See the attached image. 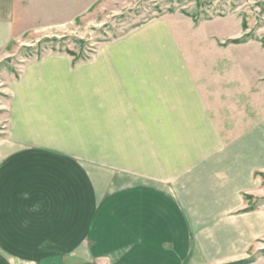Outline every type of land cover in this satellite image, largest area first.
<instances>
[{"label":"rangeland","instance_id":"1","mask_svg":"<svg viewBox=\"0 0 264 264\" xmlns=\"http://www.w3.org/2000/svg\"><path fill=\"white\" fill-rule=\"evenodd\" d=\"M16 3L15 39L6 47L10 55L0 59V101L8 98L2 90L4 72L21 75L26 65L60 58L71 64L68 78H57L66 87L61 96L69 105L86 99L100 105L114 102L112 115L106 118L99 109L94 123L86 126L92 140L81 141L89 150L98 148L99 157L84 160L97 165L96 175L108 187L104 195L128 180L143 185L145 175L151 195L152 176L157 175L158 193L170 196V184H175L196 215L210 207L212 213L226 214L229 222L233 216L264 212V0ZM102 58L111 60L114 77L103 75L107 60ZM91 63L100 71L95 81L90 71L79 69ZM125 105L132 112L129 125ZM6 117L0 104V135ZM74 117L68 118L70 138L82 128ZM200 198L210 204H201ZM194 222L203 225L201 219ZM212 223L224 228L226 222ZM184 229L180 223L182 243L176 237L174 242L161 237L159 243H148V251L163 240L169 245L163 244L168 248L156 257L142 256L144 264H160L162 258L167 264H195L183 251L198 239L208 244L214 260L209 264H264V231L247 230L242 238L253 237L250 250L219 260L220 230L192 238ZM171 245L173 254L168 252Z\"/></svg>","mask_w":264,"mask_h":264},{"label":"crops","instance_id":"2","mask_svg":"<svg viewBox=\"0 0 264 264\" xmlns=\"http://www.w3.org/2000/svg\"><path fill=\"white\" fill-rule=\"evenodd\" d=\"M16 1L0 0V59L10 55L6 47L15 39ZM208 24L203 22L202 26ZM260 48L264 49L262 42ZM106 60L103 75L111 73L114 77L113 64ZM62 61L49 58L26 65L21 75L4 72L6 87L2 90L8 98L0 101L7 112L6 130L0 135V264H144L142 256L152 253L156 257L168 248L165 244L169 245L163 240L148 251V243H159L161 237H170L167 240L177 244L184 241L178 235L180 223L189 237L207 238L212 228L220 230L217 234L224 239L218 242L222 253L219 260L248 252L253 237L245 240L243 234L247 230L264 231V212L233 216L229 222L226 214L212 213L210 207L196 215L189 201L180 199L175 184H170V196L159 194L161 180H156L155 174L151 195L146 175L141 179L143 185L128 180L126 186L111 188L112 195H104L108 187L99 181L97 165L84 160L99 157L98 148L89 150L81 141L92 140L87 138L86 126L94 123L99 109L105 110L108 118L116 105L112 101L100 105L88 99L79 106L69 105L61 96L66 87L57 78L62 75L67 79L71 64ZM89 65L79 69L81 73L90 71L89 78L95 81L98 65ZM122 109H126V125L133 123L130 108L125 105ZM71 117L82 127L76 138L67 135ZM197 201L210 204L203 198ZM196 218L202 220V226L194 222ZM217 220L227 224L224 228L213 225ZM195 242L185 244L183 251L191 262L196 264L197 257L204 260L202 264L213 262L208 244L203 239ZM169 248L173 254L175 247ZM226 251L232 255L228 257ZM161 262L167 264L163 258Z\"/></svg>","mask_w":264,"mask_h":264}]
</instances>
